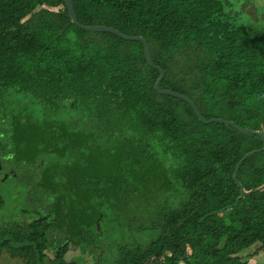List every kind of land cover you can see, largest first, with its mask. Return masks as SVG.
Returning <instances> with one entry per match:
<instances>
[{"label":"trees","instance_id":"obj_1","mask_svg":"<svg viewBox=\"0 0 264 264\" xmlns=\"http://www.w3.org/2000/svg\"><path fill=\"white\" fill-rule=\"evenodd\" d=\"M72 2L82 24L145 37L161 87L206 119L264 132V12L238 24L226 0ZM159 74L143 42L78 27L64 0H0V160L21 163L0 173L1 262L69 264L71 239L94 264H254L239 253L264 247V190L241 196L233 174L264 141L203 123L156 91ZM237 178L264 185V150Z\"/></svg>","mask_w":264,"mask_h":264},{"label":"water","instance_id":"obj_2","mask_svg":"<svg viewBox=\"0 0 264 264\" xmlns=\"http://www.w3.org/2000/svg\"><path fill=\"white\" fill-rule=\"evenodd\" d=\"M64 1H65L66 5H67V8H68V11H69V14H70V17H71L72 21L78 27L86 29V30H91V31L110 32V33L116 34V35H118V36H120V37H122L124 39H127V40H140L141 42H143L145 56H146V60H147L148 64L160 71V74H159V76H158V78H157V80L155 82V85H154V87H155V89H156V91L158 93L173 95V96H176V97H179V98L185 100L186 102H188L192 106V108L194 109L196 115L198 116V118L203 123H213V122L225 123V124H228V125L232 126L233 128H236V129L240 130V131L251 132V133L258 134L259 136L262 137V139L264 141V132L255 131V130L250 129V128L238 126L234 121L227 120L225 118H210V119H206L200 113V111L198 110L197 106L195 105V103L193 102V100L189 96H187L186 94L171 90V89L162 88L161 87V81H162V79L164 77L165 71H164V69L161 66L157 65L153 61L152 56H151L150 47H149V44L147 43V40L145 39V37H143L141 35H128V34H125V33L121 32L117 28L109 26V25H99V24H97V25H85V24H82V23L79 22V20H78V18L76 16L72 0H64ZM262 150H264V146L261 147V148L250 150V151L246 152L241 157V159L238 161V163L236 164L233 177H234V180L236 181V183L241 188V196L249 195L250 193H252V192H254L256 190H259V191L264 190V185H262L261 187H259L257 189H253V190H250V191H245L244 188H243L242 183L237 178L238 171H239V168H240L242 162L247 157L251 156L252 154H254V153L258 152V151H262ZM99 218H100V216H99ZM99 224L100 223H99V220H98L97 223H96V226H97L98 229H100V225Z\"/></svg>","mask_w":264,"mask_h":264},{"label":"rangeland","instance_id":"obj_3","mask_svg":"<svg viewBox=\"0 0 264 264\" xmlns=\"http://www.w3.org/2000/svg\"><path fill=\"white\" fill-rule=\"evenodd\" d=\"M254 0H226V4L230 9V12L233 14V20L235 23H242L243 21H251L252 19H256L255 14L257 16L260 12H264V0H258V3L252 4ZM248 5V7H246ZM7 167H17L20 168V164H16V161H8ZM15 162V163H14ZM1 175V174H0ZM4 177V176H3ZM9 211H5L8 213ZM254 254V264H264V247L261 242H256L251 245L249 248L241 251L239 255H241L244 259H249L250 256ZM49 256L52 257V253H49ZM79 257V260L75 263L73 258ZM66 261L69 264H94L95 255L91 253L89 250H84L80 247L79 244L70 242L68 246V250L65 253ZM71 262V263H70ZM0 264H13L12 262L3 263L0 261Z\"/></svg>","mask_w":264,"mask_h":264},{"label":"flooded vegetation","instance_id":"obj_4","mask_svg":"<svg viewBox=\"0 0 264 264\" xmlns=\"http://www.w3.org/2000/svg\"><path fill=\"white\" fill-rule=\"evenodd\" d=\"M2 161L0 160V173H2V177L3 178H1V179H5V178H8V176H9V174L11 173V174H14V175H16V173H14L13 171H14V168H13V166L12 167H8L6 170H5V168H3V166H2ZM97 223V222H96ZM70 242H73V243H75L73 240H71V239H68V244L70 243ZM68 249V248H67ZM76 258V259H75ZM66 259V258H65ZM73 260L75 261V260H79V257H74L73 258ZM76 261V262H77ZM75 262V263H76Z\"/></svg>","mask_w":264,"mask_h":264}]
</instances>
